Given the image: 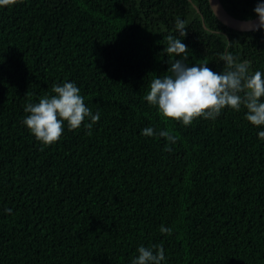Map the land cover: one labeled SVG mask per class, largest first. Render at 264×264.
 <instances>
[{
	"label": "trees",
	"instance_id": "trees-1",
	"mask_svg": "<svg viewBox=\"0 0 264 264\" xmlns=\"http://www.w3.org/2000/svg\"><path fill=\"white\" fill-rule=\"evenodd\" d=\"M221 1L238 18L257 16L258 0ZM177 16L184 63L221 71L220 55L231 52L264 72V27L235 30L209 0L0 8V264H131L141 245L162 246L163 264H264L261 128L243 107L184 126L143 99L154 78L171 74L177 57L163 49ZM65 81L100 118L91 129L65 122L45 146L22 124L24 106ZM146 127L157 134L142 136Z\"/></svg>",
	"mask_w": 264,
	"mask_h": 264
},
{
	"label": "clouds",
	"instance_id": "clouds-1",
	"mask_svg": "<svg viewBox=\"0 0 264 264\" xmlns=\"http://www.w3.org/2000/svg\"><path fill=\"white\" fill-rule=\"evenodd\" d=\"M17 0H0V8L14 5ZM254 12L258 15L260 26L264 27V0H258ZM236 17V16H235ZM241 19V18H240ZM175 33L167 37V45L163 52L167 56L175 55L177 59L170 64L167 71L171 74L156 77L150 83V88L143 99L154 106L164 119H173L184 126H189L195 118L216 120L227 107L240 111L246 109L244 118L253 126L261 128L258 138L264 141V72L250 70V62H237L231 52L220 55L223 62L221 71H213L205 64L184 63L187 59L188 46L183 43L187 35L186 21L179 16L174 19ZM53 95L45 96L38 102H29L24 106L27 115L22 124L42 145L56 143L67 123L68 130L78 129L82 122L91 129L99 120V113L93 114L86 106L79 87L71 81L54 84ZM142 136L156 135L152 127L143 128ZM158 135L170 143H175L177 137L167 130L159 131ZM6 211L11 212V209ZM171 230L160 227L161 233ZM138 255L131 264H163L165 250L162 246H139Z\"/></svg>",
	"mask_w": 264,
	"mask_h": 264
},
{
	"label": "water",
	"instance_id": "water-1",
	"mask_svg": "<svg viewBox=\"0 0 264 264\" xmlns=\"http://www.w3.org/2000/svg\"><path fill=\"white\" fill-rule=\"evenodd\" d=\"M209 4L216 16L227 26L240 31H248L260 28L258 15L251 19H240L232 15L223 5L221 0H209ZM199 10L198 6L195 5ZM200 11V10H199Z\"/></svg>",
	"mask_w": 264,
	"mask_h": 264
}]
</instances>
